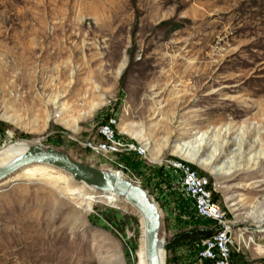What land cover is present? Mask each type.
<instances>
[{"label":"rangeland","instance_id":"obj_1","mask_svg":"<svg viewBox=\"0 0 264 264\" xmlns=\"http://www.w3.org/2000/svg\"><path fill=\"white\" fill-rule=\"evenodd\" d=\"M110 121L146 155L86 150ZM15 143L143 188L164 264L168 242L210 232L171 190L166 160H182L215 188L232 264H264V0H0V151ZM44 168L0 183V264H138V211Z\"/></svg>","mask_w":264,"mask_h":264},{"label":"built area","instance_id":"obj_2","mask_svg":"<svg viewBox=\"0 0 264 264\" xmlns=\"http://www.w3.org/2000/svg\"><path fill=\"white\" fill-rule=\"evenodd\" d=\"M82 146L89 152L104 157L132 155L142 158L148 150L145 142L120 137L113 121L101 123L94 135L87 138ZM166 167L171 190L179 193L182 203L195 218L211 224L207 235L197 239L192 245L189 244L190 255L180 264H232L231 256L237 238L223 209L213 200L215 188L210 180L179 159L166 160ZM179 217L185 220L184 215L179 214Z\"/></svg>","mask_w":264,"mask_h":264},{"label":"water","instance_id":"obj_3","mask_svg":"<svg viewBox=\"0 0 264 264\" xmlns=\"http://www.w3.org/2000/svg\"><path fill=\"white\" fill-rule=\"evenodd\" d=\"M43 165L70 176L77 184L86 185L100 193H112L123 198L135 208L144 226V256L146 264H163L160 258V212L147 192L124 178L120 173L102 170L71 159L66 153L39 144L30 145L26 151L5 166H0V183L22 170Z\"/></svg>","mask_w":264,"mask_h":264},{"label":"bare ground","instance_id":"obj_4","mask_svg":"<svg viewBox=\"0 0 264 264\" xmlns=\"http://www.w3.org/2000/svg\"><path fill=\"white\" fill-rule=\"evenodd\" d=\"M145 144H148L145 142ZM33 145V144H32ZM29 146L25 145V144H21V143H15L13 145L7 146L6 148L2 149L0 151V166H5L6 164H8L10 161H12L14 158H16L17 156H19L20 154H22L24 151L27 150ZM46 168H44L43 165H34L32 167L26 168L24 170H22L19 173H22L23 176L25 177H36V176H45L46 175ZM218 172H222V167L219 166L215 169ZM86 186V185H85ZM95 195L99 194V197H103L107 203L110 205H115V203L117 202L118 199H122L123 198L112 194V193H100L98 191H95L94 189L88 187ZM73 194H79V193H73ZM81 196L82 198V202L84 201L87 205L90 204L93 201V196L92 197H86L82 194L79 195V197ZM98 197V196H96ZM125 201V200H124ZM126 202V201H125ZM127 203V202H126ZM128 204V203H127ZM131 206V205H130ZM89 207V206H88ZM237 211H239V209H237ZM139 213V212H138ZM142 244L144 245V229L142 230ZM162 247L160 246V258L162 263L164 264L163 261V252L162 251ZM138 264H146L145 262V256H144V251L142 250L139 254V263Z\"/></svg>","mask_w":264,"mask_h":264},{"label":"crops","instance_id":"obj_5","mask_svg":"<svg viewBox=\"0 0 264 264\" xmlns=\"http://www.w3.org/2000/svg\"><path fill=\"white\" fill-rule=\"evenodd\" d=\"M170 243V244H169ZM190 245L176 246L168 242L166 247V257L169 264H180L188 256ZM190 255V254H189Z\"/></svg>","mask_w":264,"mask_h":264},{"label":"trees","instance_id":"obj_6","mask_svg":"<svg viewBox=\"0 0 264 264\" xmlns=\"http://www.w3.org/2000/svg\"><path fill=\"white\" fill-rule=\"evenodd\" d=\"M120 158H125V159H130V158H137V157H135V156H121ZM180 202H183L181 199H180ZM183 204V203H182ZM183 206H185L184 204H183ZM197 220H202V219H199V218H196ZM203 221H206V220H203ZM208 222V221H207ZM207 235V234H206ZM203 236H205V235H203ZM202 237V235L200 236V238ZM187 238V236H183V238H179V239H176V240H178V242L177 243H175V242H173V245H176V246H182V245H188V244H185V242H187L185 239ZM232 257V256H231Z\"/></svg>","mask_w":264,"mask_h":264}]
</instances>
